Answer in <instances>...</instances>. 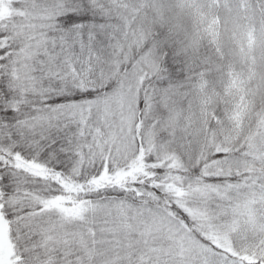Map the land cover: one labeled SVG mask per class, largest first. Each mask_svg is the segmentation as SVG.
Instances as JSON below:
<instances>
[{
  "label": "snow or ice",
  "instance_id": "1",
  "mask_svg": "<svg viewBox=\"0 0 264 264\" xmlns=\"http://www.w3.org/2000/svg\"><path fill=\"white\" fill-rule=\"evenodd\" d=\"M0 264H264V0H0Z\"/></svg>",
  "mask_w": 264,
  "mask_h": 264
}]
</instances>
